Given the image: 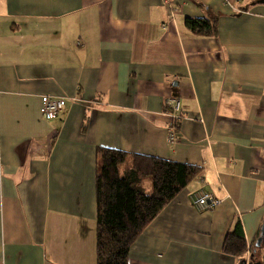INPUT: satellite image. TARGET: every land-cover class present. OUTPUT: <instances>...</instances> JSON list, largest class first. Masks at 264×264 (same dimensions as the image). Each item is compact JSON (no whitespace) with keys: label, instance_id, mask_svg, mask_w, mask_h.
<instances>
[{"label":"crops","instance_id":"0c3cea01","mask_svg":"<svg viewBox=\"0 0 264 264\" xmlns=\"http://www.w3.org/2000/svg\"><path fill=\"white\" fill-rule=\"evenodd\" d=\"M172 3L173 20L163 0H0V264H96L97 148L200 168L128 264L248 260L264 220V1ZM44 96L66 99L55 119ZM201 192L221 203L202 210ZM237 221L246 252L225 256Z\"/></svg>","mask_w":264,"mask_h":264},{"label":"trees","instance_id":"16d2710c","mask_svg":"<svg viewBox=\"0 0 264 264\" xmlns=\"http://www.w3.org/2000/svg\"><path fill=\"white\" fill-rule=\"evenodd\" d=\"M184 25L196 35L216 33L214 23L207 19L188 17ZM175 125L178 129L179 120ZM199 172V167L186 163L97 148L96 264H128L130 247L144 228ZM255 243L249 248V261L264 264V240L259 247ZM245 252L243 230L237 221L224 238L222 253L242 257Z\"/></svg>","mask_w":264,"mask_h":264},{"label":"built area","instance_id":"2783aa9c","mask_svg":"<svg viewBox=\"0 0 264 264\" xmlns=\"http://www.w3.org/2000/svg\"><path fill=\"white\" fill-rule=\"evenodd\" d=\"M164 5L169 11L170 19L173 20L174 7L172 0H163ZM41 116L45 120L55 119L58 114L65 109L66 99L63 97H50L44 96L41 101ZM165 105L169 108V113L172 118L169 125V130L167 134L168 144H175L176 142V123L179 120V113L181 111V104L179 99L175 97L167 98ZM264 180V178H263ZM194 205L198 206L202 210H210L218 206L221 201L215 198L210 192H201L199 196L194 200Z\"/></svg>","mask_w":264,"mask_h":264},{"label":"water","instance_id":"95a60500","mask_svg":"<svg viewBox=\"0 0 264 264\" xmlns=\"http://www.w3.org/2000/svg\"><path fill=\"white\" fill-rule=\"evenodd\" d=\"M262 1H264V0H262ZM263 240H264V220H263L262 225H261V227H260V235H259V237L257 238L256 243H255L256 247H259L260 244H261V242H262ZM239 264H261V263H260V262H254V263H251V262L249 261V258H248V260H246V259H241V260L239 261Z\"/></svg>","mask_w":264,"mask_h":264}]
</instances>
